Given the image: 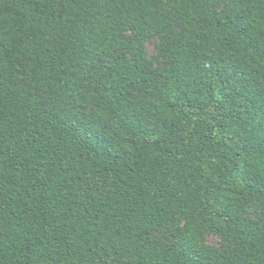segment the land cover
I'll use <instances>...</instances> for the list:
<instances>
[{
    "label": "trees",
    "instance_id": "1",
    "mask_svg": "<svg viewBox=\"0 0 264 264\" xmlns=\"http://www.w3.org/2000/svg\"><path fill=\"white\" fill-rule=\"evenodd\" d=\"M0 264H264V0H0Z\"/></svg>",
    "mask_w": 264,
    "mask_h": 264
},
{
    "label": "rangeland",
    "instance_id": "2",
    "mask_svg": "<svg viewBox=\"0 0 264 264\" xmlns=\"http://www.w3.org/2000/svg\"><path fill=\"white\" fill-rule=\"evenodd\" d=\"M122 30L125 34L131 35V32L128 29L122 28ZM113 54L114 53L106 55L105 59L109 60ZM145 59L152 68L166 69L171 66V61L164 57L161 52L160 36L156 34L149 35L145 44ZM247 211V215L251 218H254L257 214V210L252 207H248ZM171 234L172 228L169 226L163 231L156 232L154 236L161 241H168ZM202 243L220 252L224 251L229 246V243L213 232L209 226L204 230V239Z\"/></svg>",
    "mask_w": 264,
    "mask_h": 264
}]
</instances>
